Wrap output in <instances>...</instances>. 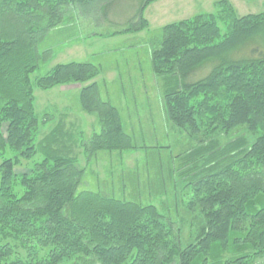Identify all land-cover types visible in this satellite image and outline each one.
Instances as JSON below:
<instances>
[{
    "label": "trees",
    "instance_id": "1",
    "mask_svg": "<svg viewBox=\"0 0 264 264\" xmlns=\"http://www.w3.org/2000/svg\"><path fill=\"white\" fill-rule=\"evenodd\" d=\"M156 1L139 0L123 32L142 30L143 13ZM115 3L0 0V264L262 261L264 12L237 17L228 2L218 0L216 6L227 22L223 35L220 14H200L163 26L161 40L150 50L168 123L206 130L205 140H197L178 170L191 186L187 209L203 221L192 243H184L179 227L153 205L90 191L77 194L83 170L71 159L45 153L29 174L14 172L22 166L20 160L36 154L33 86L47 90L83 85L97 74L92 64L69 62L32 82L30 76L51 54L39 46L50 31L72 24L76 16L71 13L100 11L104 21ZM203 68H208L203 77L190 79ZM80 105L95 113L101 124V132L83 144L88 156L136 148L122 129L118 109L100 98L95 83L82 88ZM243 126L251 140L245 135L219 140ZM49 137L53 144L54 133Z\"/></svg>",
    "mask_w": 264,
    "mask_h": 264
},
{
    "label": "rangeland",
    "instance_id": "2",
    "mask_svg": "<svg viewBox=\"0 0 264 264\" xmlns=\"http://www.w3.org/2000/svg\"><path fill=\"white\" fill-rule=\"evenodd\" d=\"M237 17L264 12V0H225ZM218 0H159L144 11L146 25L142 30L123 32L138 8L139 0H117L103 21L100 11L78 14L72 24L50 31L40 48L51 53L30 76L32 82L45 76L54 66L69 62L89 63L97 74L83 85L69 83L47 90L33 86L34 110L38 117L33 144L36 154L20 160L18 175L29 174L45 153L75 161L83 170L77 194L83 191L108 194L118 200L153 205L172 220L184 243H192L202 218L188 211L191 186L178 174L185 154L205 140V129H180L168 123L160 100L159 78L152 73L150 50L161 40V28L200 14H220L221 35L226 31L225 13L216 6ZM219 12V13H218ZM78 16V17H77ZM106 20L108 22H106ZM66 29V30H65ZM208 68L197 71L191 80L203 77ZM95 83L100 98L110 101L121 118L123 131L136 148L121 152H98L88 156L83 149L94 134L101 132L95 113H87L80 105L84 86ZM56 140L51 143L50 135ZM247 134L239 127L225 142ZM49 140V141H48ZM48 141V142H47ZM46 143H51L45 146ZM61 264H75L65 260ZM80 264V263H78ZM256 264H264L257 261Z\"/></svg>",
    "mask_w": 264,
    "mask_h": 264
}]
</instances>
